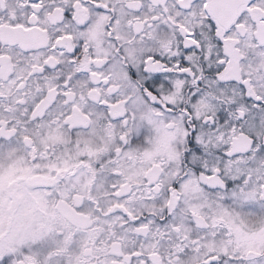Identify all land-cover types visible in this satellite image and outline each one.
Wrapping results in <instances>:
<instances>
[{
  "label": "snow or ice",
  "instance_id": "obj_1",
  "mask_svg": "<svg viewBox=\"0 0 264 264\" xmlns=\"http://www.w3.org/2000/svg\"><path fill=\"white\" fill-rule=\"evenodd\" d=\"M0 264H264V0H0Z\"/></svg>",
  "mask_w": 264,
  "mask_h": 264
}]
</instances>
